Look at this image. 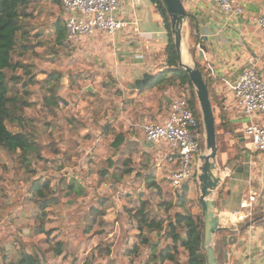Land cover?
I'll return each instance as SVG.
<instances>
[{
  "label": "trees",
  "instance_id": "obj_1",
  "mask_svg": "<svg viewBox=\"0 0 264 264\" xmlns=\"http://www.w3.org/2000/svg\"><path fill=\"white\" fill-rule=\"evenodd\" d=\"M39 1L0 0V153L11 158L14 175L16 177L22 175L21 180L25 184V190L21 196L34 207L30 225L32 233L27 235L17 230L11 231L19 244L10 249L2 240L0 241V264H57L58 258L67 259V257L70 258L69 264H76L78 261L76 254L68 253L67 240L54 233L53 228L46 227L47 222L50 221L51 208L58 206L63 198L74 196L75 193L81 196L87 195L85 187L78 181L71 179L67 183L58 173L63 168L62 164L57 163L59 159L69 162L80 154L62 148L60 143L63 139L56 137L58 134L62 136L57 117L61 108L69 104L62 95V80L67 73L61 68L41 70L38 64L39 59L47 60L48 55L59 58L61 53L69 51L72 53L74 44L67 40L65 21L59 15L49 23L47 18H41V14L37 12L46 11L38 8ZM151 2L162 17L167 41L162 50V60L155 65L152 78L137 91L139 94L147 91L159 93L157 102L160 99L166 103V106L168 90L180 91L178 95L182 94L186 97L188 106L198 118L202 128L195 90L187 72L178 63L166 9L161 0H151ZM52 3L58 9L61 8L60 0H52ZM50 14L54 15V12L51 11ZM187 26L188 52L195 54L197 46L201 44V36L198 22L191 14H188ZM198 67L208 86L217 128L228 131L237 138L238 133L228 120L227 111L215 95L213 79L204 73L202 63L199 62ZM72 75L71 72L68 74L70 81L74 79ZM108 77L110 81L103 83L105 87H109L106 88V94L123 96V90L117 86L115 78L110 74ZM130 92L132 90H129L128 95ZM85 93L88 96L96 94L87 89ZM72 102H75L74 98ZM98 111L92 109L90 116L93 120L99 114ZM67 121L70 127L75 129L76 134H79L82 128L76 125L80 122L79 119L71 116ZM80 124L85 126L82 121ZM102 133L104 136L112 135L113 140L110 145L115 151L128 148L131 149L127 150L132 156L130 153L137 154L140 148L138 144L126 138L124 131L117 130L111 125L103 127ZM242 142V139H237L238 150H240L238 145ZM152 153L147 152L145 157L141 156L142 172L137 173L144 182V189L130 194L129 203L124 204L125 214L135 231V236L133 242L123 248L121 257L126 264H207L203 247V209L200 213L190 209L188 182L171 193H163L161 182L155 176ZM239 154L234 156L235 165L232 171L233 174L245 179L246 165L239 160ZM130 156L122 161V173L119 178L134 172ZM40 163H50L53 170L49 175L37 176V166ZM0 165L5 167L4 164L0 163ZM117 165L116 160L107 158L100 175L102 177L110 175L111 179L116 181ZM52 180H54L53 184ZM225 183L226 181L222 183L218 191V209L225 208L221 204L220 197L230 195ZM146 192L150 194L149 197L145 196ZM5 194V189H1L0 195ZM106 198L101 196L98 200L99 204L89 207L86 211L80 224L81 240L79 241H85L95 233L99 234L94 230L95 225L102 226L108 223L104 218L106 207L103 204ZM197 201L199 202L198 199ZM7 206V202L0 197V208ZM263 217L264 203L260 202L254 207L253 220L260 222ZM97 247L98 254L102 258L112 254L110 244L98 243ZM91 263L92 260L86 258L81 262V264ZM107 264H114V260H109Z\"/></svg>",
  "mask_w": 264,
  "mask_h": 264
},
{
  "label": "rangeland",
  "instance_id": "obj_2",
  "mask_svg": "<svg viewBox=\"0 0 264 264\" xmlns=\"http://www.w3.org/2000/svg\"><path fill=\"white\" fill-rule=\"evenodd\" d=\"M54 5L52 0L39 1L38 8L40 7L46 12L38 11L37 13L41 14V18H47L48 23L53 21L57 15L64 19L61 8L58 9V7ZM38 8L36 10H38ZM51 11L54 12V15L50 14ZM186 29L185 26V32ZM184 37L186 42L185 45H187L185 33ZM186 54L188 62L192 63L196 59L197 48L195 54H189L187 51ZM48 58L50 60H48ZM48 58L47 60H38L41 70L61 68L67 73L62 80V95L69 104L61 108L57 117L58 127L62 130V136L60 137V134H58L56 137L63 139L60 143L62 148H67L71 153L74 151L80 153L79 156H74L73 160L69 162H64L62 159H59L57 163L62 164L63 168L58 171V173L66 179L67 183H69L71 179L78 181L81 186L85 187L87 195L81 196L75 193L74 196L63 198L58 206L51 208L49 214L50 221L47 222L46 227L47 229L53 228L52 231L54 233L67 240L68 253L77 255L78 261L76 264H81L85 258L91 259V264H107L108 261L112 259L114 260V264H126L121 257V253L125 246L133 242L135 231L129 224L128 216L124 211V204L129 203L128 196L130 194L138 193L145 187L144 182L141 180L142 178L137 175L139 170H141L140 164L143 158L136 153H130L132 154V156H130L128 151L125 150L128 148H121V150L115 151L110 145L113 137L111 134H109V136H104L102 133L103 127L111 125L117 130H122L125 132L127 139L130 137L127 136V133L130 132L131 136L134 137L135 140L137 139V142H135L140 148H148V146H146L147 142L145 143L141 125L144 121H157L166 116V103L160 101V99L157 102L159 96L157 92H155V94L154 92L147 91L138 96L139 92L136 89H131L132 92H130L129 95L125 94L126 96L124 95V97L113 93L106 94L107 87L102 86V84L110 81L108 70L100 67L102 69L97 70V74H94L93 71L89 70L90 68L86 63L87 61L79 60L71 51L59 54V58L52 55H48ZM200 63H202V61ZM70 72L73 73L72 77L74 79L72 81L68 78ZM42 75H40V77H42ZM87 87H92L93 92L96 93L95 96H88L85 93ZM125 89L126 93L130 90L129 88L128 90L127 87H125ZM168 91L169 96L180 94V91ZM71 93L73 95H71ZM135 96L137 97L133 98ZM139 97L141 99H139ZM72 98H74L75 102H72ZM99 107L101 110L98 111ZM92 109L99 112L94 120L90 116ZM71 116L85 123V126L81 125L80 122L76 123L78 128L82 127L79 134H76L75 129L71 128L67 121ZM139 118L141 119L138 120ZM218 132L221 138L217 139V143L219 141L218 152L219 147H222V150H224L223 147L225 146H227V149L235 147V151L231 152V155H234L238 151L236 145H232L228 140H225V142L222 139L224 138L222 137L223 133H221L219 129ZM243 143L245 147L246 141L244 138ZM240 145L243 146L242 143ZM145 150L153 153L166 152L164 149L152 145L149 146V149ZM202 152H206L205 144L202 145ZM127 155L131 157L129 159H131L134 172L129 176L119 178L122 173L121 163L124 159H128ZM107 158L116 160L118 164L116 167L118 169V178L116 181L112 180L110 175L106 177L100 175V171L105 167V160ZM221 161H225V165L227 164L228 166H226L231 169H233L235 165L234 156L226 160L222 159ZM0 163L5 165V167L0 165V190L4 188L6 191V194L0 195V197L8 204L7 208H0V241L2 240L10 249L14 246L17 247L19 244V241H15L11 231L17 230L20 231L21 234L25 233L27 235L32 233L30 225L32 223L31 215L34 211V207L31 202L21 196L25 190V184L21 180L22 175L19 177L14 175L11 158L4 153H0ZM175 166L176 165L164 163L159 168H156L154 165L156 179L161 182L163 193H171L172 191L171 187L168 185L167 176ZM37 168V176L49 175L53 170L50 163H40ZM112 171L116 170L112 169ZM55 175L56 173L53 174V176ZM233 178L234 177L226 178L225 183L231 190L230 196L222 195L220 197L221 204L228 209L237 204L235 202L236 192L233 190L234 185H238L240 189L245 188L244 182L241 180H234ZM53 183L54 180H52V184ZM188 183L191 188L189 191V207L193 212L200 213L202 207L197 201L199 198V184L196 183V180L189 181ZM148 195L150 194L146 192L145 196L149 197ZM101 196L107 197L103 205L106 207L104 218L108 223L102 226L95 225L94 230L98 231L99 234L95 233L96 235H92L87 240L79 241L81 240L80 224L84 219V215L89 207L99 204L98 200ZM215 238H218L217 234ZM98 243L99 245L110 244L112 254L109 257H100L98 254ZM143 255L144 254H142V257ZM230 259L232 260L231 263L235 264L234 256ZM69 260L70 258L68 257L67 259L58 258L57 264H69Z\"/></svg>",
  "mask_w": 264,
  "mask_h": 264
},
{
  "label": "crops",
  "instance_id": "obj_3",
  "mask_svg": "<svg viewBox=\"0 0 264 264\" xmlns=\"http://www.w3.org/2000/svg\"><path fill=\"white\" fill-rule=\"evenodd\" d=\"M242 2L245 5L244 15L236 18H229L227 14L221 11L216 5L206 0H187L184 2V8L188 14L194 16L198 22L200 36H207V40L204 43L206 45V50L204 52L202 64L204 68L206 65H212L213 75H211L210 72L208 75L213 79L212 86L215 95L227 111L228 120L233 124L234 130L238 133V136L235 138L233 134L221 128H217V132L219 129V131L223 133L222 137L224 138L222 139L224 141L228 140V142L236 146L238 138L243 140L242 133L247 120L237 112L231 93L225 87L223 81L226 79L233 82L240 75L247 56H252L258 61L259 69L264 74V42L256 27L249 21L251 15L257 14L264 9V0H242ZM136 3L134 14L129 12L127 4H125L124 9L121 10L120 17L127 21L128 25L122 29L116 37L107 38L102 35L90 37L81 43L74 44L73 51V54L79 60L87 61L86 63L90 68L89 70L93 71L94 74H97V70H101L102 68L107 69L108 74L115 78V82H117L118 86L123 90V96L128 94L125 91V87H127V89L129 88L130 91L131 89H136V87H134L135 80L142 79L146 72L153 73L155 65L162 60V50L167 41L162 17L156 11L155 7L145 0H137ZM201 43H203L202 39ZM229 69H231V72H228ZM102 86L104 85L102 84ZM86 89L93 92L92 87L91 89H89V87ZM219 89H221L222 92L218 93L217 91ZM168 92L166 96L169 104V100L172 96H169ZM138 96H140V94ZM136 97L137 96L133 98ZM139 99L141 98L139 97ZM168 104L166 106L167 109ZM140 119L141 118L138 120ZM143 119L145 120L144 117ZM218 135V139H221L219 132ZM127 136H130L128 139L132 140L134 143L137 142V139L135 140L130 132L127 133ZM244 143L242 142L243 146L239 143L238 146L240 150L234 155H231V152L235 151V147L233 148L231 146V149H227V146H225L223 147L224 150H222V147H219L218 162L225 165V161H221L222 159L226 160L232 158L238 153H242L239 154L240 156L242 155L241 158L245 157L247 151L245 150ZM146 146H148V148L145 149H149L150 145L146 143ZM145 149L139 148L137 152L138 156L145 157L146 153L149 152ZM125 150L128 151L127 149ZM133 150L135 151L136 149ZM152 154L154 158L152 161L155 163L160 153L154 152ZM261 155L264 158V153H261ZM139 171H142V169ZM232 177H234V180H241L244 182L245 188L240 189L238 185H234L233 190L236 192L237 201L235 200V202L237 204L230 209L239 206L242 199L246 197L249 188L246 181L247 177L242 179L235 174H232L231 178ZM252 180L253 182L251 181V185L255 190H263V196L258 201L264 203V166H262V161L259 159L257 160ZM220 220L224 222L225 218L222 217ZM243 236L245 238L244 241L236 247L238 253H233L230 258L234 256L235 261H237L239 255L244 253V246L250 237L254 250L253 254L257 258L258 264H264V223H256L253 231L248 232L247 230L243 233ZM230 262H232L231 259Z\"/></svg>",
  "mask_w": 264,
  "mask_h": 264
},
{
  "label": "built area",
  "instance_id": "obj_4",
  "mask_svg": "<svg viewBox=\"0 0 264 264\" xmlns=\"http://www.w3.org/2000/svg\"><path fill=\"white\" fill-rule=\"evenodd\" d=\"M136 1L60 0L67 40L78 44L87 38L99 35L107 38L116 37L128 25V22L120 17L121 10L127 4L129 12L134 14ZM145 1L154 6L151 0ZM181 1L184 5L187 0ZM206 1L216 5L229 18L244 15L245 5L242 0ZM249 21L256 27L264 42V9L251 15ZM197 48L199 49V46ZM204 70L205 74L210 72L213 75L212 65H206ZM228 72H231V69ZM223 84L230 91L237 112L247 120L242 133L246 141L245 150L247 153L243 158H241L242 155H239V160L246 165V181L249 185L247 195L237 208H216L219 225L230 229L231 233L237 237V244L231 247V254H233L238 253L236 247L245 239L243 233L247 230L252 232L258 223L253 220L254 207L260 203L258 200L263 196V190H255L251 181L253 182L252 176L258 159L264 166V158L261 155L264 153V74L259 69L258 61L252 56H247L240 75L233 82L224 79ZM217 92L220 93L222 90L219 89ZM141 129L145 142L166 151L165 153L159 152L160 156L155 162L156 168H159L163 163L176 165L167 176V182L172 191L185 182L198 181L199 156L203 153L204 132L184 95H173L168 104L167 115L157 121H144ZM216 173L222 184L226 178L232 176L233 171L226 165L217 162ZM222 217L225 218L223 223L220 221ZM260 222L264 223V217ZM247 224L249 226H246ZM215 239H219V236ZM244 248V253L238 254L239 257L235 263L258 264L257 258L253 254L250 237ZM229 262L228 264H230Z\"/></svg>",
  "mask_w": 264,
  "mask_h": 264
},
{
  "label": "water",
  "instance_id": "obj_5",
  "mask_svg": "<svg viewBox=\"0 0 264 264\" xmlns=\"http://www.w3.org/2000/svg\"><path fill=\"white\" fill-rule=\"evenodd\" d=\"M161 1L169 17L171 35L178 55V63L187 72L195 90L204 132L206 152L199 156L198 200L204 213L203 247L206 253L207 264H220L221 254L223 259L222 264H228V257L232 252L230 247L237 244V237L235 234L231 233L230 229L219 225V219L216 213L218 190L222 186L220 177L216 173L218 162V132L208 86L202 71L198 67V63L202 61L206 50V45L204 43L207 40V36L201 35L203 43L199 45L196 59L192 63L184 61V51L188 52V46L185 45L186 42L184 37V33L185 35L187 33V30L185 32L184 29L185 26L187 28L188 12L184 8L181 0ZM151 78V72L144 73L142 79L135 80L134 87H136V89L144 87ZM89 89H91V87H89ZM246 226H249V224ZM216 234L220 235L219 239H215ZM157 236H159V234ZM216 246L218 247V251Z\"/></svg>",
  "mask_w": 264,
  "mask_h": 264
},
{
  "label": "flooded vegetation",
  "instance_id": "obj_6",
  "mask_svg": "<svg viewBox=\"0 0 264 264\" xmlns=\"http://www.w3.org/2000/svg\"><path fill=\"white\" fill-rule=\"evenodd\" d=\"M219 236V238H220V235H218ZM218 246V245H217ZM230 249V248H229ZM217 251H218V247H217ZM232 255V254H231ZM231 255H229V257H228V260L230 261V256ZM221 260H220V263H223V259H222V254H221ZM230 264H232L231 262H229Z\"/></svg>",
  "mask_w": 264,
  "mask_h": 264
},
{
  "label": "bare ground",
  "instance_id": "obj_7",
  "mask_svg": "<svg viewBox=\"0 0 264 264\" xmlns=\"http://www.w3.org/2000/svg\"><path fill=\"white\" fill-rule=\"evenodd\" d=\"M183 59H184V61L188 62L187 54H186L185 51H184ZM220 221H221V220H220ZM222 223H223V220H222Z\"/></svg>",
  "mask_w": 264,
  "mask_h": 264
}]
</instances>
